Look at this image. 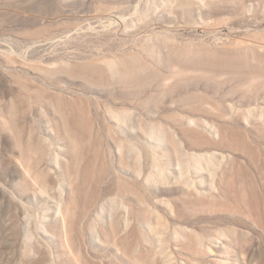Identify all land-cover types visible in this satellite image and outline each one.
<instances>
[{
    "label": "rangeland",
    "instance_id": "374dc122",
    "mask_svg": "<svg viewBox=\"0 0 264 264\" xmlns=\"http://www.w3.org/2000/svg\"><path fill=\"white\" fill-rule=\"evenodd\" d=\"M0 264H264V0H0Z\"/></svg>",
    "mask_w": 264,
    "mask_h": 264
}]
</instances>
